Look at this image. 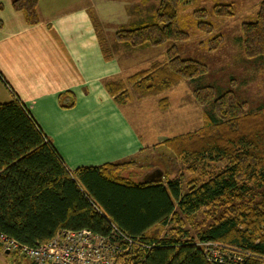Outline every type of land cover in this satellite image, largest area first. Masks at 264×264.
Wrapping results in <instances>:
<instances>
[{
    "label": "trees",
    "instance_id": "16d2710c",
    "mask_svg": "<svg viewBox=\"0 0 264 264\" xmlns=\"http://www.w3.org/2000/svg\"><path fill=\"white\" fill-rule=\"evenodd\" d=\"M37 1L13 0L12 5L34 24ZM186 1L160 0L151 21L117 31L116 39L138 48L186 40L177 21ZM212 12L232 15L229 4H216ZM193 14L198 30L210 34L208 11ZM241 37L246 58L264 57V0L254 20L242 23ZM207 41L217 48L220 36ZM207 71L203 62L180 57L172 44L164 61L124 80L106 79L104 87L116 103L125 104L132 95H158ZM68 95V101L59 98L63 107L74 104ZM191 99L202 107L201 126L156 143L191 174L198 172L186 191L165 174L153 182L124 178L121 171L132 160L70 171L22 101L14 96L0 102V235L35 245L59 228H89L115 235L112 240L124 236V255L135 264H264V104L249 109L232 89L218 91L213 84L195 87ZM159 104L165 109L169 102L161 98ZM212 247L221 257L211 254Z\"/></svg>",
    "mask_w": 264,
    "mask_h": 264
},
{
    "label": "crops",
    "instance_id": "0c3cea01",
    "mask_svg": "<svg viewBox=\"0 0 264 264\" xmlns=\"http://www.w3.org/2000/svg\"><path fill=\"white\" fill-rule=\"evenodd\" d=\"M12 1L0 0V102L22 101L70 171L134 161L152 148L158 141H145L104 87L123 66L103 54L94 1L38 0L34 24ZM68 94L74 104L63 107Z\"/></svg>",
    "mask_w": 264,
    "mask_h": 264
},
{
    "label": "rangeland",
    "instance_id": "374dc122",
    "mask_svg": "<svg viewBox=\"0 0 264 264\" xmlns=\"http://www.w3.org/2000/svg\"><path fill=\"white\" fill-rule=\"evenodd\" d=\"M93 1L94 22L103 43L101 48H105L110 56L117 57L123 66L118 78L124 80L135 71L149 67L153 61H164L166 50L172 44L180 57L201 61L208 68L203 76L182 80L163 93L143 98L132 95L126 102L128 105L123 104L145 141L161 142L199 128L202 124V107L195 104L191 96L193 89L202 84H213L218 91L232 89L240 101L247 102L249 109L264 104V57L246 58L241 37L242 23L254 20L260 0H187L180 6L177 21L187 32L188 38L144 48L125 45L116 39V34L130 25L151 21L160 0ZM216 4H229L232 15H215L212 8ZM196 9L208 11L206 20L213 25L210 34L198 30L193 14ZM215 36H220V42L217 48H211L207 40ZM161 98L169 102L165 109L160 107ZM155 168L162 169L169 179H178L183 191L187 189V182L198 176V172L193 175L187 171L185 165L161 144L144 149V153L136 157L132 164H127L121 174L124 178L140 181ZM210 170L214 172L215 168ZM198 220H201L200 216ZM165 230H159V235H163ZM189 230L191 235L195 234L192 226H189ZM0 245V264H33L29 258L6 252Z\"/></svg>",
    "mask_w": 264,
    "mask_h": 264
},
{
    "label": "built area",
    "instance_id": "2783aa9c",
    "mask_svg": "<svg viewBox=\"0 0 264 264\" xmlns=\"http://www.w3.org/2000/svg\"><path fill=\"white\" fill-rule=\"evenodd\" d=\"M123 237L112 240L110 235L89 228H59L47 242L28 245L0 235L4 249L29 258L33 264H135L124 255L127 247H121ZM210 251L213 256L221 257L218 248L212 247Z\"/></svg>",
    "mask_w": 264,
    "mask_h": 264
},
{
    "label": "water",
    "instance_id": "95a60500",
    "mask_svg": "<svg viewBox=\"0 0 264 264\" xmlns=\"http://www.w3.org/2000/svg\"><path fill=\"white\" fill-rule=\"evenodd\" d=\"M164 172L160 168H155L144 175V178L140 181H160L163 179ZM8 252V250H6Z\"/></svg>",
    "mask_w": 264,
    "mask_h": 264
}]
</instances>
